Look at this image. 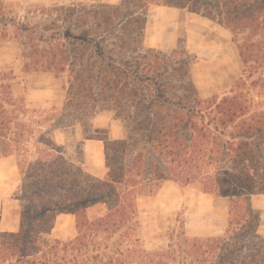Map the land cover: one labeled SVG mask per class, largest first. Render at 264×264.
<instances>
[{
	"label": "trees",
	"instance_id": "16d2710c",
	"mask_svg": "<svg viewBox=\"0 0 264 264\" xmlns=\"http://www.w3.org/2000/svg\"><path fill=\"white\" fill-rule=\"evenodd\" d=\"M152 7L202 16L232 35L241 75L222 97L203 99L179 43L171 53L144 45ZM0 0V40L21 38L25 67L62 79L64 107L29 109L15 94L17 77L0 71V159L14 156L22 178L21 225L0 233V264H264V0H122L118 5H54L33 21ZM112 112L124 140L105 142L106 178L69 159L54 138ZM89 138H93L90 137ZM167 181L231 200L223 237L190 238L184 222L168 248L149 251L138 199ZM105 206L90 219L89 209ZM77 219L69 242L48 239L58 215Z\"/></svg>",
	"mask_w": 264,
	"mask_h": 264
},
{
	"label": "rangeland",
	"instance_id": "374dc122",
	"mask_svg": "<svg viewBox=\"0 0 264 264\" xmlns=\"http://www.w3.org/2000/svg\"><path fill=\"white\" fill-rule=\"evenodd\" d=\"M122 0H4L13 12V16L21 21H33L34 12L37 9L52 7L54 5H118ZM14 30H9V36L0 40V71H13L17 77L15 94L24 99L29 109L42 111H61L64 107L67 91L62 79L53 74L37 73L29 71L25 67V50L20 44L21 38H17ZM179 43L197 57L196 63L190 67L193 81L203 99L213 96L222 97L227 93L236 79L241 75L242 63L238 50L232 42V35L214 22L192 13L177 9L152 7L148 13L146 36L144 45L147 49L161 50L171 53ZM90 127L92 134L86 135L80 124L71 127H63L55 132V141L66 148L71 162L78 164L85 158L83 140L90 137L106 138L109 126L113 122L119 124L122 129V121L112 112H102L95 117ZM104 124L107 127L95 128V125ZM124 124V123H123ZM125 126V125H124ZM118 130L120 131V129ZM184 190V186H181ZM174 196V195H172ZM179 203L169 201L172 213L163 215L156 202L152 199L140 201V212L143 223V241L149 251H163L168 248L170 236L175 237L182 232V224L185 222V212H193L190 227H197V213L195 206L191 211L187 200L190 195H177ZM181 204L184 207L176 214V207ZM199 204L206 206L205 202ZM262 207V206H261ZM198 210V211H197ZM197 211V212H195ZM261 211V209H260ZM262 212V211H261ZM203 213V212H202ZM199 214V213H198ZM210 217L205 218L199 214L201 224L208 225ZM191 219V218H190ZM264 237V223L261 228ZM50 237H45L47 243Z\"/></svg>",
	"mask_w": 264,
	"mask_h": 264
},
{
	"label": "crops",
	"instance_id": "0c3cea01",
	"mask_svg": "<svg viewBox=\"0 0 264 264\" xmlns=\"http://www.w3.org/2000/svg\"><path fill=\"white\" fill-rule=\"evenodd\" d=\"M163 8V7H162ZM170 9V8H169ZM224 29V28H223ZM226 30V29H225ZM228 31V30H227ZM229 32V31H228ZM231 34V33H230ZM237 80V79H236ZM95 123L98 119H94ZM97 129L106 128L104 124L95 125ZM122 129L119 128L117 122H113L108 128L106 138H87L83 140V149L85 158L79 161L76 165L81 167L87 173L98 179L107 177L109 170L106 164L105 142L106 140L120 141L127 136V131L122 123ZM120 129V131L118 130ZM182 185L167 181L160 192L154 196H141L138 199L140 209V201L142 199H152L153 202L159 204L158 207L163 215L172 213L171 207L168 206L169 201L179 203L177 195H190L186 201L190 205L191 211L195 206L200 208L198 213L204 214V217H210V223L207 225L201 224L204 220L199 219L197 213V227L191 228L190 222L194 217L193 212H185V232L190 238H220L223 237L229 227L231 209V200L227 197H218L211 194H206L194 187L181 188ZM21 195H22V178L18 167L17 159L14 156H9L0 159V233H17L21 225ZM174 195V196H172ZM205 202L206 206L199 204ZM253 208L261 215V222L258 228L259 235H262L261 228L264 223V194L255 196L252 200ZM262 206V207H261ZM184 207L180 203L176 207V214ZM186 207H184L185 210ZM261 209V211H260ZM195 211V212H197ZM203 212V213H202ZM105 213V206L99 204L88 211L90 219H96ZM191 218V219H190ZM77 219L76 216L70 213H63L57 216L54 227L48 237L53 240H60L64 242L72 241L77 236ZM146 247V246H145ZM147 248V247H146Z\"/></svg>",
	"mask_w": 264,
	"mask_h": 264
}]
</instances>
